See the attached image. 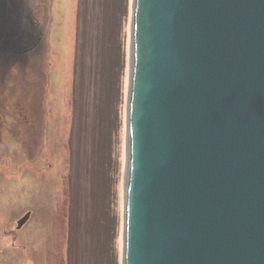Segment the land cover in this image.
Listing matches in <instances>:
<instances>
[{
  "label": "water",
  "instance_id": "water-1",
  "mask_svg": "<svg viewBox=\"0 0 264 264\" xmlns=\"http://www.w3.org/2000/svg\"><path fill=\"white\" fill-rule=\"evenodd\" d=\"M131 53L124 264H264V0H134Z\"/></svg>",
  "mask_w": 264,
  "mask_h": 264
},
{
  "label": "rangeland",
  "instance_id": "rangeland-1",
  "mask_svg": "<svg viewBox=\"0 0 264 264\" xmlns=\"http://www.w3.org/2000/svg\"><path fill=\"white\" fill-rule=\"evenodd\" d=\"M4 1L0 264H124L134 0H50L45 21L30 0L25 22Z\"/></svg>",
  "mask_w": 264,
  "mask_h": 264
},
{
  "label": "trees",
  "instance_id": "trees-1",
  "mask_svg": "<svg viewBox=\"0 0 264 264\" xmlns=\"http://www.w3.org/2000/svg\"><path fill=\"white\" fill-rule=\"evenodd\" d=\"M32 1V0H31ZM30 0H12V2H11V4H10V9H14V11H15V13L14 14H16L17 15V17H20V16H22V18H23V20H24V22L25 21H27L28 20V18L26 17L27 15H29V14H32V15H34V11H35V9L34 8H32V10H30V6H29V3L31 2ZM33 4H36V6H40V8H41V10L42 11H40L39 10V14H37V13H35V15L37 16H39L38 18H40V20H42V21H45V20H47L48 18H49V12L47 11V9L49 10V6H50V0H42V2H41V5H38L37 3H36V1L34 0V2H33ZM4 20V19H3ZM2 20V21H3ZM8 22H9V20H5L4 21V24H8ZM18 23H16V24H14V25H17ZM6 30H7V28H5ZM16 27H13V29H11V30H7L8 32H10L9 33V36H10V34H11V32H13V31H15L16 32ZM25 33V32H24ZM23 33V34H24ZM22 34V35H23ZM31 40V42L29 43V41ZM41 40H42V37H40L39 35H38V33H36V30L34 29V30H31V32H29L28 34H24L23 35V40L22 41H24L23 43H25V44H27L26 46H29L30 47V50L31 49H33V50H37L38 52H39V49H43L42 48V45H40V42H41ZM31 44V45H30ZM44 47V46H43ZM31 52V51H30ZM33 52V51H32ZM23 57V56H22ZM21 59V58H20ZM28 60L30 61V59L28 58ZM104 73H106V72H104ZM24 80H28V76L27 75H25L24 76V78H23ZM30 79H31V81H35V79L31 76L30 77ZM29 79V80H30ZM28 80V83H29V87H32V85H33V83L34 82H31L30 83V81ZM110 82V81H109ZM28 87V88H29ZM30 89V88H29ZM28 89V90H29ZM30 92H31V90H29ZM21 110H23V109H21ZM24 111V110H23ZM22 111V112H23ZM26 111V110H25ZM21 112V113H22ZM21 113H19V111H18V114L20 115ZM26 113V112H25ZM27 116V115H26Z\"/></svg>",
  "mask_w": 264,
  "mask_h": 264
},
{
  "label": "bare ground",
  "instance_id": "bare-ground-1",
  "mask_svg": "<svg viewBox=\"0 0 264 264\" xmlns=\"http://www.w3.org/2000/svg\"><path fill=\"white\" fill-rule=\"evenodd\" d=\"M126 164H127V162H126ZM126 168H127V170H128V167L126 166ZM124 207H125V205H124ZM124 216V215H123Z\"/></svg>",
  "mask_w": 264,
  "mask_h": 264
}]
</instances>
